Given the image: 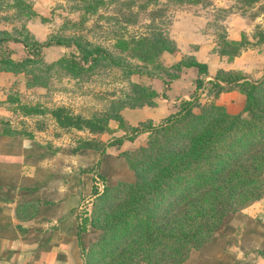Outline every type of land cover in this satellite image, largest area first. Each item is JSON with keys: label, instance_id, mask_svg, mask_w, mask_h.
<instances>
[{"label": "trees", "instance_id": "trees-1", "mask_svg": "<svg viewBox=\"0 0 264 264\" xmlns=\"http://www.w3.org/2000/svg\"><path fill=\"white\" fill-rule=\"evenodd\" d=\"M68 1L72 11L80 13L78 21L68 20V27L74 30L72 35H64L62 31L67 27L63 26L43 43L25 25L21 29L0 28V74H24L30 78L28 87L46 88L53 73L84 80L103 68L121 71L129 89H123L104 112L91 117L75 114L66 106L49 108L23 103L17 97L0 102V107L18 104L15 110L24 118L49 116L63 131H83L93 136L114 133L111 125L117 123V130L125 134L123 137L108 145L95 139H80L79 146L72 151L101 152L98 175L105 183V195L99 197H107L114 212L105 222L100 223L94 216L84 218L78 225L81 256L95 257L88 264H185L193 254L201 253L234 230L237 215L264 198V79L255 82L248 80L242 71L219 68L214 78L207 81L209 66L193 54L182 56L172 66L165 65L164 55H177L179 49L171 31L160 29L155 20L163 18L170 6L185 8L206 0ZM5 3L18 15L35 16L28 0H5ZM237 3L247 12L258 7L259 13L253 14L254 17L264 14V0ZM113 5H118V17L107 19L114 24V31L108 35L113 45L108 48L90 41L82 32L87 30L85 25L92 16L105 19L103 10L109 12ZM142 12H150L147 32L129 34L128 26L137 25ZM1 20L10 18L0 17ZM252 38L256 41L243 33L240 41H233L225 30L214 53L232 61L249 48L264 46V27L257 26ZM10 43L22 44L28 57L17 60L10 52L4 56L1 46ZM72 46L78 54L61 55L52 62L42 55L47 47ZM193 68L198 74L190 99L181 100L177 111L159 125L153 120L132 125L125 119L124 110L155 107L160 96L153 86L133 81V75L160 79L167 85ZM233 91L245 96L242 110L235 114L217 103L222 94ZM143 134H148L144 145L118 155L107 152L108 147L133 142ZM116 168L130 172L131 176L123 171L122 176L115 178ZM15 181H0V202L11 204L21 196L19 206L31 207L29 195L35 189L20 187ZM125 232L133 235L127 239ZM89 234L95 236L85 244ZM115 246L118 252L108 257Z\"/></svg>", "mask_w": 264, "mask_h": 264}, {"label": "rangeland", "instance_id": "rangeland-1", "mask_svg": "<svg viewBox=\"0 0 264 264\" xmlns=\"http://www.w3.org/2000/svg\"><path fill=\"white\" fill-rule=\"evenodd\" d=\"M163 1V3H167V0ZM237 1L206 0V2L201 1L195 5L185 6V8L170 6L163 18L155 20V25L160 29H169L172 35V26L178 14L190 13L200 16L207 21L205 32L217 44L219 36L227 30L225 24L227 18L232 17L234 13H239L256 25L249 36L252 42L256 41L252 38L256 27H263L256 23L259 18H262L264 22V14L254 17L253 14L259 13L258 7L249 9L247 12L240 9L242 5ZM28 2L35 12L33 17H29V14L18 15L14 9L6 7L5 0H0V5H3L0 6V17L8 16L10 18L6 21L1 20L0 28L12 30L13 27H17L21 29L25 25L36 39L43 43L49 36L58 33L63 26L67 27L62 31L64 35L74 33V30L68 27V20L78 21L80 13L72 11L70 1L28 0ZM108 11L103 10L105 19L102 20L99 15L92 16L85 25L87 30H84L82 34L94 43L112 48L113 42L108 35L114 31V24L113 22L109 23L107 19L118 17V5L110 6ZM139 20L137 25L128 26L129 34L147 32L148 26L151 25L150 12H142ZM1 47H3L4 56L10 52L12 57L17 60H23L29 55L26 48L20 43L4 44ZM190 48L193 53L200 47L198 44H192ZM71 54H78V50L74 46L68 48L47 47L42 52V55L50 62L61 55ZM165 55L163 57L165 65L172 66L171 59L168 58L167 61ZM52 75L46 88H30L27 86L30 78L24 74L19 76L0 74V102L4 103L9 97H17L23 103L41 104L49 108L66 106L75 114L91 117L96 113L104 112L110 106V102L122 93L123 89H129V82L119 70L101 68L92 78L84 80L63 77L57 72ZM131 79L141 84H145V80H150L149 77L139 74L133 75ZM239 94L238 96H240ZM238 96H234L231 103L237 107H243L245 102L243 104ZM17 105L6 103L0 107V181L11 183L17 179L15 184L35 190L29 195L31 207L29 204L24 205L26 208L19 206L21 196H18L17 200L11 204L0 202V240H4L2 237L14 238L17 236L25 239L26 236L25 242H33L38 239L37 236H42L46 232H48L47 234L53 233L50 226L53 225L52 221L58 219L75 221L76 225H81L82 220L86 217L94 219L95 216L100 219V223L110 219L114 212L110 210L109 200L105 196L99 197L105 195V183L98 175L101 152L85 149L73 154L72 151L79 146L80 139H95L108 145L123 137L125 134L117 130V123L113 122L111 125L112 129L116 130L114 133L99 136H93L83 131L66 132L60 129L49 116L24 118L20 111L15 110ZM177 109L178 106L174 112ZM241 110V108L234 109L235 112L231 113L235 114ZM128 117L129 119L125 117L128 122H136L140 119L133 115H128ZM162 117L163 114H157V119L160 121L156 125L164 120H161ZM147 141L148 134H143L133 142L125 141L123 145L110 146L107 148V152L118 155L122 151L144 145ZM113 171V175L117 178L122 176L124 170L116 168ZM126 173L131 176L130 172L126 171ZM96 190L99 194H96ZM46 219H51L49 225H44ZM32 221L35 222L33 226L30 225ZM18 225H27L28 228L23 227L25 229L33 228L30 232H25L23 229L16 230L14 226ZM233 228L234 230L226 232L222 237L206 246L201 253L193 254L185 264H264V198L237 215ZM76 231H78V226ZM59 232L60 230L56 233ZM125 233L127 239L133 235L130 232ZM94 236L87 235L84 239L85 244H88ZM116 248L118 247H112L108 257L118 252ZM1 251L0 248V254ZM94 259L92 254L90 256L82 255L83 264H88Z\"/></svg>", "mask_w": 264, "mask_h": 264}, {"label": "crops", "instance_id": "crops-1", "mask_svg": "<svg viewBox=\"0 0 264 264\" xmlns=\"http://www.w3.org/2000/svg\"><path fill=\"white\" fill-rule=\"evenodd\" d=\"M220 1L222 2V0ZM206 22L205 18L194 16L190 13L178 14L172 26L171 36L178 45L179 54H166L165 58H167V61L169 58L172 64L178 62L181 59L179 58L180 56L192 53L190 48L192 44H198L200 48L192 54L201 63L209 66L210 75L207 77V81L214 78L219 68L242 71L247 75L248 80L251 81L257 82L262 80L264 78V46L261 48L256 47L257 49L249 48L232 61L226 58L222 59L214 53L216 43L205 32ZM225 24L229 39L233 41H240L243 33L250 36L254 26H256L254 22L248 21V18L241 16L239 13L232 14V17L227 18ZM256 24L264 27L263 19L259 18ZM197 74V69H188L180 79L167 85L160 79L145 80L144 83L146 85L153 86L160 93L157 105L136 110L126 109L123 115L126 119H129L128 115L140 117L136 122L129 121L132 125L146 120H153L154 123H158L160 120L157 119V114H163L161 120L165 119L174 113L181 100L190 99L191 94L196 88L194 81ZM238 94L237 91L224 93L217 99V103L225 105L229 112H235L234 109L243 108L231 103L233 101L232 98L236 95L238 96ZM241 95L238 97L244 104L245 98ZM50 220L46 219L44 225H49ZM34 224V221L30 223L31 226ZM52 224L50 229L53 233L47 234L48 232H46V234H43L44 236H37L38 239L33 242H25L26 236L25 239L21 236L14 238L2 237L4 240H0V248L2 249L0 264H83L77 238L76 227L78 225H76V222L58 219L57 221H52ZM14 227L16 230L23 227L28 228L27 225ZM32 228L29 227V230L31 231ZM59 230L60 232L57 234L56 232Z\"/></svg>", "mask_w": 264, "mask_h": 264}]
</instances>
